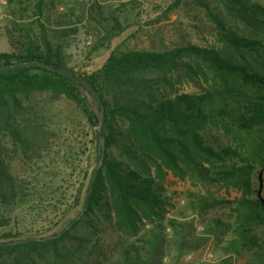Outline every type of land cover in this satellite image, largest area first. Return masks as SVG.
Listing matches in <instances>:
<instances>
[{
    "label": "trees",
    "instance_id": "trees-1",
    "mask_svg": "<svg viewBox=\"0 0 264 264\" xmlns=\"http://www.w3.org/2000/svg\"><path fill=\"white\" fill-rule=\"evenodd\" d=\"M191 2L204 11L216 44L112 52L80 75L65 51L76 25L94 24L104 46L125 29L120 8L104 0L81 11L65 0H0L7 10L0 26V264H164V257L211 264L189 262L208 240L218 255L212 264H264L257 167H264V3ZM198 77L207 86L176 87ZM74 125L94 128L90 143ZM98 128L104 153L87 198L102 154ZM169 174L225 195L188 191L186 206L170 215L177 192L167 186ZM45 200L47 214L62 215L81 202L77 218L58 233L29 238L41 228H18L14 215L40 211ZM195 220L202 230L195 232Z\"/></svg>",
    "mask_w": 264,
    "mask_h": 264
},
{
    "label": "rangeland",
    "instance_id": "rangeland-1",
    "mask_svg": "<svg viewBox=\"0 0 264 264\" xmlns=\"http://www.w3.org/2000/svg\"><path fill=\"white\" fill-rule=\"evenodd\" d=\"M69 4L67 6L74 7L77 11H81L83 5L90 0H65ZM110 7L115 6L120 8L118 14V20L125 29L117 36L113 37L109 42L104 43V46H98L100 35L96 34L92 25L85 24V22L77 24V31L73 32L72 37L68 39V46L66 48V58L69 67L73 68L78 74H88L97 70L104 63L105 59L112 52L126 51V50H148V51H161L177 45H183L187 43H194L199 46H211L216 44V36L214 35L211 24L204 15V11L194 5L191 0H181L178 4H175V0H104ZM214 6V0H208ZM264 3V0H259ZM124 3L126 6L122 7ZM2 4V3H1ZM6 6L0 8V26L5 23L7 17ZM1 42L3 41L0 38ZM3 47L0 44V49ZM197 81L182 80L176 83V87L183 91L194 92L198 90V86L201 84L207 86V83L203 78H196ZM79 116L76 115V121ZM77 138H80V133H87L84 141L90 143L91 132L94 128L82 129L79 125H74ZM88 162V161H87ZM94 164V163H93ZM260 168L259 178L261 185L264 188V167ZM92 167H89V169ZM74 180V179H71ZM86 180L84 181V184ZM78 185L75 184L71 190H74ZM167 186L170 190L177 192L172 197L174 207L170 209V215H177V212L186 206L185 193L188 191H201L205 192L208 188L209 191L215 192L217 195H225V189L220 187H204L198 184L195 180L186 176L183 180L169 174L167 177ZM85 186L82 187V193ZM231 195H235L234 190L229 191ZM261 193V192H260ZM264 195V191H262ZM65 199L66 204L70 203L72 198ZM43 206L40 211H36L34 208H26L14 215V226L30 230L36 228L42 230V232L36 236L43 237L46 235L55 234L61 231L68 220L77 218V213L80 210L81 202L74 208H70L64 215L60 213L47 214L49 207L47 206V200L42 202ZM38 213V214H36ZM18 221L20 224H16ZM202 226V224L195 220L194 226ZM81 233L82 229L77 228L72 230L73 234ZM195 232H197L195 230ZM25 235H22L24 237ZM216 244L213 241H207L206 244L197 252L193 254L191 261H208L209 263H215L217 254L215 252ZM211 251L213 254L212 259H206V253ZM169 257H164L163 262L167 264L170 262ZM183 262H188L186 258H183ZM241 259H237L234 264H239Z\"/></svg>",
    "mask_w": 264,
    "mask_h": 264
},
{
    "label": "water",
    "instance_id": "water-1",
    "mask_svg": "<svg viewBox=\"0 0 264 264\" xmlns=\"http://www.w3.org/2000/svg\"><path fill=\"white\" fill-rule=\"evenodd\" d=\"M11 66H9V68H10ZM56 71H58V72H61V73H63V74H66V75H69V72L66 70V69H61V68H54ZM79 81L83 84V85H85L87 88H88V90H90V91H94V89H93V87L86 81V80H84V79H79ZM102 113H103V111L101 110V115H102ZM98 135H99V138H100V142H101V144H102V154H101V156H100V158H99V160H98V162H97V164L94 166V168H93V170H92V173H91V177H90V180H89V186H88V190H87V198H88V196H89V194H90V192H91V188H92V186H93V181H94V178H95V175H96V172H97V169H98V167H99V165H100V163H101V160H102V157H103V153H104V149H103V139H102V137H101V135H100V128H98ZM66 228H68V226L66 227ZM48 238L49 237H51V236H47ZM29 238H34V239H40L41 237H38V236H31V237H29ZM28 240V238H24V239H19V240H16V242H25V241H27Z\"/></svg>",
    "mask_w": 264,
    "mask_h": 264
},
{
    "label": "built area",
    "instance_id": "built-area-1",
    "mask_svg": "<svg viewBox=\"0 0 264 264\" xmlns=\"http://www.w3.org/2000/svg\"><path fill=\"white\" fill-rule=\"evenodd\" d=\"M200 230H202V226L197 225V226H196V231H200ZM191 257H192V254H191V253H190V254H187V255L185 256V258H186L187 260L191 259ZM212 258H213V254H212V252H211V251L207 252V253H206V259H212Z\"/></svg>",
    "mask_w": 264,
    "mask_h": 264
}]
</instances>
